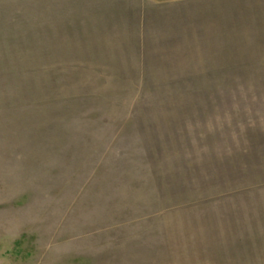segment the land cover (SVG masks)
I'll return each instance as SVG.
<instances>
[{
    "label": "rangeland",
    "instance_id": "rangeland-1",
    "mask_svg": "<svg viewBox=\"0 0 264 264\" xmlns=\"http://www.w3.org/2000/svg\"><path fill=\"white\" fill-rule=\"evenodd\" d=\"M0 264H264V0H0Z\"/></svg>",
    "mask_w": 264,
    "mask_h": 264
},
{
    "label": "crops",
    "instance_id": "crops-1",
    "mask_svg": "<svg viewBox=\"0 0 264 264\" xmlns=\"http://www.w3.org/2000/svg\"><path fill=\"white\" fill-rule=\"evenodd\" d=\"M193 1V0H147V2L160 5V6H174V5H182L183 2Z\"/></svg>",
    "mask_w": 264,
    "mask_h": 264
}]
</instances>
